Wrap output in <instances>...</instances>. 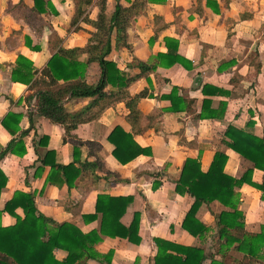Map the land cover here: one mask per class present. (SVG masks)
Returning a JSON list of instances; mask_svg holds the SVG:
<instances>
[{
	"label": "crops",
	"instance_id": "1",
	"mask_svg": "<svg viewBox=\"0 0 264 264\" xmlns=\"http://www.w3.org/2000/svg\"><path fill=\"white\" fill-rule=\"evenodd\" d=\"M51 1L58 15H37L32 9L34 0H24L23 4L20 0H0V146L5 148L12 139L16 141L15 150L0 160V167L8 176L0 207L16 191L33 193L41 213L60 223H74L89 233L101 229L102 213L93 221L85 220L86 215L96 213L99 195L130 197L132 201L121 221L129 226L135 214H140L141 242L102 235L103 240L95 249L102 255L112 252V264H158L156 238L201 247L206 254L205 264L215 260L224 264L243 261L245 253L235 245L224 253L226 240L219 235L216 214L231 208L219 201L203 204L196 217L210 230L203 236L193 235L183 223L195 198L178 193L176 186L189 157L199 158L202 170L207 171L216 152H225L229 156L225 170L234 177H241L254 166L227 145L225 132L230 124H235L264 137V0L145 1L128 29L131 48L115 47L108 59L134 77L141 72L138 61L154 63L156 55L170 51L166 39L174 38L179 41L178 53L192 62V68L182 64L158 66L129 86L132 95L148 92L139 102L146 115L142 130L134 136V141L147 152L127 163L114 155L115 146L109 140L117 126L132 131L125 102L67 133L63 124L39 115L36 102L26 100L32 93L29 84L13 80L15 69L28 72L31 68L29 62H20V56L32 62V71L41 73L58 51L57 36L65 48L83 47L96 30L86 22H82L81 30L71 28L74 0ZM103 1L95 0L90 7L92 20L98 19ZM133 1L106 0L107 12L112 13L118 2L129 6ZM21 5L45 23L36 27L20 11ZM256 57L259 72L254 63ZM86 58L87 54L79 57L81 61ZM101 75L98 62L89 64L88 83L97 84ZM174 86L179 88L178 98L193 100L192 111L169 109L172 102L163 96L170 94ZM111 89L112 86L106 88ZM205 99L211 101L206 110ZM92 100L67 98L64 106L76 113ZM203 110L210 114L207 118L199 116ZM10 112L22 114L16 134L3 124ZM250 122L253 125H248ZM24 131L27 133L23 135ZM129 147L132 151L136 148L134 143H129ZM71 163L73 166L66 173L58 167ZM253 179L264 182V172L255 168ZM154 184H159L158 188ZM238 191L246 231L260 232L264 225L262 191L249 184ZM16 212L25 215L21 207ZM2 220L9 226L17 218L5 212ZM163 246L177 253L168 243ZM55 253L59 259L67 256L62 249ZM87 262L105 264L103 258ZM257 264H264V259Z\"/></svg>",
	"mask_w": 264,
	"mask_h": 264
},
{
	"label": "trees",
	"instance_id": "2",
	"mask_svg": "<svg viewBox=\"0 0 264 264\" xmlns=\"http://www.w3.org/2000/svg\"><path fill=\"white\" fill-rule=\"evenodd\" d=\"M94 1L74 0L75 13L72 17L71 28L81 30L82 22H86L96 29L90 33L91 36L85 46L65 48L60 45L62 38L57 36L55 47H59L58 51L48 65L41 70V73H38L36 69L32 71V62L20 56V62L22 64H24L23 61L29 62L31 68L28 72L15 69L13 80L29 84L32 93L26 96V100L31 102L36 98L37 113L54 123L63 124L67 133L76 129L81 123L99 118L106 109L119 102H125L129 109L127 120L132 125V131L128 132L123 127L117 126L110 134L109 140L115 146L114 155L122 163H127L147 152V149L134 141V136L142 130L146 115L140 109L139 102L148 95V92L142 91L132 95L128 90L129 86L145 73L157 70L158 66L171 67L175 64H182L190 69L192 62L178 53L179 41L177 39L167 38L166 44L170 51L156 55L154 63L138 61L141 72L134 77H129L115 61L108 59V56L115 47L131 48L128 42V29L132 17L140 12L146 0H134L129 6L118 2L112 13L107 12L106 0H104L101 3L98 19L92 20L90 7ZM149 1L162 3L167 0ZM23 2L24 0H20L21 4ZM32 9L37 15L48 12L54 15L59 14L51 0H34ZM83 54H87V58L81 61L79 57ZM257 59L258 57L254 59V63L259 72L260 63ZM93 62H98L102 68L101 79L97 84H90L86 81L87 67ZM60 80H65V82L60 83ZM108 86H112L110 91L106 90ZM178 93L179 88L174 86L170 94L163 96L172 102L169 109L192 111L193 100L185 101L178 98ZM78 97H92L93 100L82 110L70 113L64 106V101L67 98ZM207 103L211 101L204 100V110L207 109ZM204 110L199 115L201 118H207L206 116L210 115ZM21 119L22 114L10 112L4 118L3 124L13 134H16L20 131ZM13 124L14 127H12ZM251 124L253 125L251 122L248 125ZM26 133L24 131L22 134ZM225 137L227 145L239 155L252 161L254 166L248 168L241 177H234L225 170L229 157L225 152H216L207 171L202 170L199 158H187L181 177L177 181L176 190L180 194L192 195L195 203L188 212L183 226L193 235L203 236L210 228L197 219V211L203 204L219 201L231 208V210H223L216 214L219 235L226 240L223 246L224 253L235 245L237 250L245 253L244 260L237 264H257L264 259V225L258 233L246 231L244 213L239 208L238 188L244 184L254 186L262 191L264 199V182L260 183L253 179L255 168L264 172V137L235 124L228 126ZM128 142L130 145L134 143L136 147L134 151L131 150ZM15 144V139H12L7 147L0 146V160L15 150ZM71 166H73L72 163L58 165L64 173ZM7 183L8 176L0 167V202ZM158 186L159 184H154V188ZM131 201L130 197L99 195L96 213L86 215L85 220L93 221L98 218V213H102L101 229L85 233L74 223H60L41 213L33 193L16 191L4 207H0V264H89L87 260L92 258H103L105 264H112L113 253L102 255L96 251L95 246L103 240L102 235L128 238L137 244L141 242L140 214H135L129 226L121 221ZM20 207L24 210L23 217L16 212ZM5 212L17 218L15 224L9 226L3 224L2 218ZM232 230L237 232L233 233ZM155 241L159 247L156 255L158 264H205L206 254L201 247L177 245L159 238ZM165 243H168V246L177 253L169 252L168 247L163 246ZM58 249L67 252L64 259L56 256L55 252ZM211 264L224 263L215 260Z\"/></svg>",
	"mask_w": 264,
	"mask_h": 264
},
{
	"label": "rangeland",
	"instance_id": "3",
	"mask_svg": "<svg viewBox=\"0 0 264 264\" xmlns=\"http://www.w3.org/2000/svg\"><path fill=\"white\" fill-rule=\"evenodd\" d=\"M10 1H16V0H10ZM19 9L27 17V19H29V21L32 24H34L36 27H38L42 23H45V22L41 21L39 18L35 17L32 13H30V11L28 10L27 7L21 5V7Z\"/></svg>",
	"mask_w": 264,
	"mask_h": 264
},
{
	"label": "built area",
	"instance_id": "4",
	"mask_svg": "<svg viewBox=\"0 0 264 264\" xmlns=\"http://www.w3.org/2000/svg\"><path fill=\"white\" fill-rule=\"evenodd\" d=\"M35 102H36V98L33 99V102L32 103L35 104Z\"/></svg>",
	"mask_w": 264,
	"mask_h": 264
}]
</instances>
